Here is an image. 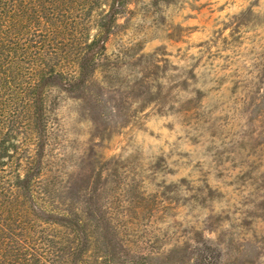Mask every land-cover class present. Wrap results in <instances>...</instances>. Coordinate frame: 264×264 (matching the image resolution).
<instances>
[{
	"label": "rangeland",
	"instance_id": "obj_1",
	"mask_svg": "<svg viewBox=\"0 0 264 264\" xmlns=\"http://www.w3.org/2000/svg\"><path fill=\"white\" fill-rule=\"evenodd\" d=\"M117 23L87 92L47 97L44 176L88 263L264 264V0H125Z\"/></svg>",
	"mask_w": 264,
	"mask_h": 264
},
{
	"label": "trees",
	"instance_id": "obj_2",
	"mask_svg": "<svg viewBox=\"0 0 264 264\" xmlns=\"http://www.w3.org/2000/svg\"><path fill=\"white\" fill-rule=\"evenodd\" d=\"M124 5L0 0V264H89L87 223L44 176L47 97L87 92Z\"/></svg>",
	"mask_w": 264,
	"mask_h": 264
}]
</instances>
